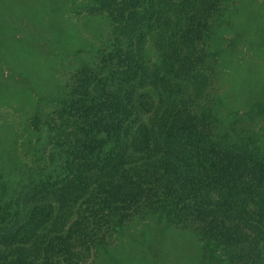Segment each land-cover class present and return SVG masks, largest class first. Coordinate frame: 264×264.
I'll return each mask as SVG.
<instances>
[{"label":"trees","instance_id":"obj_1","mask_svg":"<svg viewBox=\"0 0 264 264\" xmlns=\"http://www.w3.org/2000/svg\"><path fill=\"white\" fill-rule=\"evenodd\" d=\"M37 1L20 13L33 16ZM231 3L92 0L109 19L108 48L88 60L74 50V85L46 89L28 56L16 58L28 70L17 80L0 71V104L28 110L21 144L41 161L0 164V264H264V98L244 97L249 81L211 84L236 61L230 35L253 30L241 41L264 57L259 10L234 19ZM10 12L8 25L50 41L33 17ZM66 28L55 36L67 40ZM140 81L159 98L148 123L150 95L129 91Z\"/></svg>","mask_w":264,"mask_h":264},{"label":"rangeland","instance_id":"obj_2","mask_svg":"<svg viewBox=\"0 0 264 264\" xmlns=\"http://www.w3.org/2000/svg\"><path fill=\"white\" fill-rule=\"evenodd\" d=\"M22 1L24 0H0V23L2 24L0 26V54L3 56L0 61V64L3 62L0 71L7 80H17L16 73L22 68L16 63V58L18 55H22L24 58L28 56L27 59L32 58L36 61L41 76L48 78L46 89L59 91L63 87H67L65 84L74 85L77 78L76 66L82 64L80 57L88 60L95 57L97 48H108L107 43H104L103 40L109 36L111 25H109L105 11H93L91 9L92 0H39L33 10V16L31 13L22 15L20 13V9L24 8ZM230 1L232 2L229 7L230 17L240 20L244 13L249 11V7H255L259 10L256 19L264 26V6H261L264 4V0ZM18 3H21V6ZM9 12L13 19L18 18L22 21L26 17H33L37 21L36 28L38 30L40 28L45 36L50 37L51 35L52 38L46 42H43L42 39L39 41L40 44H36L37 38L33 37L30 40L18 29L8 25L4 14ZM63 24L67 26L65 34L70 36L67 40H61L55 36V28L58 25L63 26ZM242 34L241 37L227 34L235 39L234 44L226 52L227 58L230 57L236 61L231 64L230 68L229 65L217 67V76L213 78L211 84L217 87L218 92H221L222 89H227L232 82L245 85L249 81V90L244 97L246 99H263L264 57L251 52L248 44L241 41V38H249V34H253V30L244 31ZM59 36L63 37V35ZM155 39L156 34L153 31L148 32L145 38L144 58L149 65L157 61ZM79 46L81 51L77 56L80 57H77L74 55V50ZM68 48L69 50H66ZM22 71L28 70L24 66ZM129 91L131 94L147 92L150 95L152 104L141 111L140 115L141 119L148 123L153 117V109L155 105L157 106L159 99L153 84L149 81H145V83L140 81L135 86H131ZM4 102L6 103L5 100ZM52 108L50 104H46L41 114L42 118L50 113ZM29 116L30 113L26 108L18 110L15 105L0 104V164L10 166L14 162L25 165V167L29 165L34 170L41 165V161L33 160V155L25 151V145L21 144L22 135L29 123ZM259 122L260 126L264 127V123ZM153 144H156V140L153 141Z\"/></svg>","mask_w":264,"mask_h":264}]
</instances>
